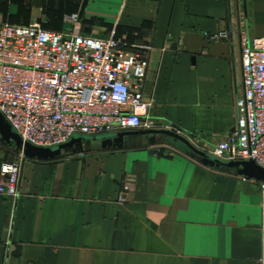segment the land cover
<instances>
[{"label": "crops", "instance_id": "0c3cea01", "mask_svg": "<svg viewBox=\"0 0 264 264\" xmlns=\"http://www.w3.org/2000/svg\"><path fill=\"white\" fill-rule=\"evenodd\" d=\"M55 1L45 29L114 35L149 58L144 96L159 130L203 145L234 131L239 35L264 38V0H90L81 21L84 0ZM220 32L230 38H207ZM182 146L25 158L19 195L0 194V264H264L259 187ZM19 153L0 137V186Z\"/></svg>", "mask_w": 264, "mask_h": 264}, {"label": "built area", "instance_id": "2783aa9c", "mask_svg": "<svg viewBox=\"0 0 264 264\" xmlns=\"http://www.w3.org/2000/svg\"><path fill=\"white\" fill-rule=\"evenodd\" d=\"M66 22L76 25L78 16ZM239 37L244 92L235 105L236 127L222 142L191 143L221 161H254L264 168V38L243 31ZM207 38L228 40L230 34ZM148 69L149 58L128 52L114 35L103 39L50 31L38 22H0V113L33 146H60L75 135L158 129L144 96ZM24 159L19 153L2 167L0 194L19 195ZM241 179L256 184L264 197V182Z\"/></svg>", "mask_w": 264, "mask_h": 264}, {"label": "water", "instance_id": "95a60500", "mask_svg": "<svg viewBox=\"0 0 264 264\" xmlns=\"http://www.w3.org/2000/svg\"><path fill=\"white\" fill-rule=\"evenodd\" d=\"M89 1H83L79 14L80 21L83 19ZM0 137L6 145L22 153L25 158L39 161H54L65 155L86 152H109L138 147L154 148L157 146L172 145L173 142H180L183 148L186 147L184 151L187 155L206 167L225 172L235 171L239 176L264 182V168L258 166L254 161H221L197 149L189 140L181 135L168 130H134L100 136L75 135L66 144L51 148H42L24 143L18 133L0 113ZM149 153L152 155L157 154L158 150L150 149Z\"/></svg>", "mask_w": 264, "mask_h": 264}, {"label": "rangeland", "instance_id": "374dc122", "mask_svg": "<svg viewBox=\"0 0 264 264\" xmlns=\"http://www.w3.org/2000/svg\"><path fill=\"white\" fill-rule=\"evenodd\" d=\"M58 4L55 0H0V19L16 24H41L52 19L48 17L47 9L62 7Z\"/></svg>", "mask_w": 264, "mask_h": 264}]
</instances>
